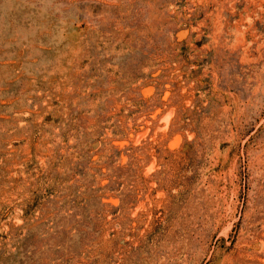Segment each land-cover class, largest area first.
<instances>
[{
  "label": "rangeland",
  "instance_id": "obj_1",
  "mask_svg": "<svg viewBox=\"0 0 264 264\" xmlns=\"http://www.w3.org/2000/svg\"><path fill=\"white\" fill-rule=\"evenodd\" d=\"M0 264H264V0H0Z\"/></svg>",
  "mask_w": 264,
  "mask_h": 264
}]
</instances>
